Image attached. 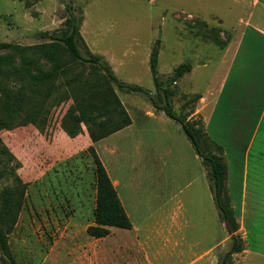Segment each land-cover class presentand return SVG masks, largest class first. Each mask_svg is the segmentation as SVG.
Wrapping results in <instances>:
<instances>
[{"label":"rangeland","instance_id":"rangeland-1","mask_svg":"<svg viewBox=\"0 0 264 264\" xmlns=\"http://www.w3.org/2000/svg\"><path fill=\"white\" fill-rule=\"evenodd\" d=\"M252 1L0 0V43L50 41L41 33L65 30L70 6L79 18L86 48L102 55L118 80L140 85L157 104L164 101L149 69L152 49H158L157 72L162 85L178 64L188 62L190 70L169 87L173 111L187 119L202 94L217 85L223 47L234 34L232 28L246 17ZM9 49L0 47V55L11 53ZM13 58L17 56L13 54ZM32 60L35 68L51 66L42 57ZM112 87L134 124L101 141L97 145L99 159L122 184L136 179L170 182L168 190H175L174 199L181 201L177 210L180 235L175 234L181 238L175 249L163 246V250L157 241L147 240L152 250L149 260L151 264H193V177L200 179L206 170L201 158L179 122L163 112L152 118L144 115L143 110L153 106L147 95L125 91L113 82ZM58 95L54 92L47 99V111L40 113L36 123L0 128V190L14 186L16 178L25 184L15 224L7 234L11 254L17 264H144L143 253L131 243L133 233L127 238L124 230L112 227L109 235L95 238L86 232L94 223L95 172L88 151L92 142L82 123L81 132L74 137L63 131L61 118L72 100L57 102L54 96ZM220 108L209 129L200 116L190 117L192 125L201 128L205 153H221L205 132L214 135V126L221 136ZM160 199L143 193L134 221L151 228L158 212L147 218L146 208L157 205ZM224 252H214L217 264ZM196 264L209 263L204 258ZM228 264H235L232 255ZM240 264H264V258L249 254Z\"/></svg>","mask_w":264,"mask_h":264},{"label":"trees","instance_id":"trees-1","mask_svg":"<svg viewBox=\"0 0 264 264\" xmlns=\"http://www.w3.org/2000/svg\"><path fill=\"white\" fill-rule=\"evenodd\" d=\"M71 16L65 20L67 28L61 33H41L48 42L30 45L0 43L10 48L11 53L0 55V128L25 122H37L41 112L47 111V99L54 93L57 102L71 99L60 126L69 136L81 132L85 125L91 142H95L131 123V118L113 90L112 82L125 91L147 95L156 110L180 123L196 154L206 169L209 187L221 221L231 237V246L220 259L228 264L232 253L242 249V240L236 234L238 224L229 204L225 186L226 163L220 154L203 152L201 149V128L192 121L176 114L169 99V87L190 70L188 62L178 64L166 84L162 85L157 72L158 49L154 47L149 56V69L155 87L162 92L163 104H157L154 97L143 87L120 81L102 55L88 50L79 32V18L73 8L67 6ZM13 54L17 56L14 60ZM42 57L51 64L46 69L35 68L32 59ZM17 83V84H16ZM14 85L12 87V85ZM94 163L95 205L94 223L86 232L95 238L109 234L108 226L129 229L131 222L117 196L116 190L93 145L88 147ZM3 174L0 173V178ZM10 188L0 190V264H17L7 242V234L15 224L22 203L25 184L16 178Z\"/></svg>","mask_w":264,"mask_h":264},{"label":"crops","instance_id":"crops-1","mask_svg":"<svg viewBox=\"0 0 264 264\" xmlns=\"http://www.w3.org/2000/svg\"><path fill=\"white\" fill-rule=\"evenodd\" d=\"M250 6L246 17L239 19L240 26L232 28L234 34L223 47L225 54L217 85L202 94L192 114L193 117L200 116L209 129L221 106L218 118V124L222 125L221 136L216 134L214 126L212 130L216 135H209V130L205 132L219 146L226 163L225 186L238 224L236 234L242 240V249L231 254L235 264H240L249 254L264 258V0H253ZM149 108L143 110L147 118L163 112L153 106ZM192 115L187 119L191 120ZM133 124L131 118L127 126L92 142L96 153L101 141L118 135ZM101 162L131 222L129 229L116 228L124 230L127 238L128 233H133L131 243L143 253L144 264H151L149 255L152 250L147 240L153 244L157 241L161 249L163 246L175 249L181 238L175 236L181 228L177 211L181 201L174 199L175 190H168L170 182L136 179L122 184ZM200 176V179L197 175L193 177V264L204 258L209 264H217L214 252L229 249L231 237L219 217L206 170ZM143 193L161 198L157 205L146 208L147 218L155 216V210L158 212L149 229L145 222L134 221L135 215L139 214L136 211L140 210ZM112 227L108 226L109 229Z\"/></svg>","mask_w":264,"mask_h":264}]
</instances>
